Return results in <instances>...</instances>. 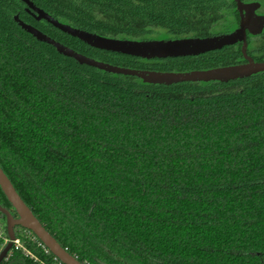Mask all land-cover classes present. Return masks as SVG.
<instances>
[{"label": "trees", "instance_id": "1", "mask_svg": "<svg viewBox=\"0 0 264 264\" xmlns=\"http://www.w3.org/2000/svg\"><path fill=\"white\" fill-rule=\"evenodd\" d=\"M59 22L131 40L208 37L234 0H30ZM244 1V0H242ZM259 12L264 15V0ZM0 0V168L85 264H264V71L228 82L146 83L60 54L15 20L98 61L186 72L243 63L241 43L143 59L87 45ZM264 60V30L247 37ZM0 206L17 216L2 189ZM0 264H62L29 230ZM9 242L0 212V252Z\"/></svg>", "mask_w": 264, "mask_h": 264}, {"label": "water", "instance_id": "2", "mask_svg": "<svg viewBox=\"0 0 264 264\" xmlns=\"http://www.w3.org/2000/svg\"><path fill=\"white\" fill-rule=\"evenodd\" d=\"M21 1L26 4V10L29 13H32L37 20H45L62 32L72 37H76L87 45L97 49L149 60L197 56L210 51L220 50L225 46L234 45L240 42L242 44L241 50L245 60L244 63L186 72H161L120 67L83 55L52 39L36 27L21 21L18 17L15 18L24 30L34 36L37 40L55 47L60 54L71 57L80 64L93 66L107 72L133 75L142 79L146 83L171 85L181 82H228L239 78L250 77L255 73L264 71V60L256 61L247 53V35H259L264 30V15L256 12L260 7V3L257 1L246 3L242 0H234L239 13V24L235 30L229 33L203 38L189 37L148 40L102 37L95 33L74 28L70 25L59 22L57 19H54L51 15L34 5L30 0ZM0 188L17 214V216H14L8 209L0 206V212L6 218L7 232L9 235V242L0 252V263L6 257L7 252L13 245L15 240L14 228L20 226L31 231L62 264H85L71 255L45 229L30 208L20 198L1 168Z\"/></svg>", "mask_w": 264, "mask_h": 264}, {"label": "flooded vegetation", "instance_id": "3", "mask_svg": "<svg viewBox=\"0 0 264 264\" xmlns=\"http://www.w3.org/2000/svg\"><path fill=\"white\" fill-rule=\"evenodd\" d=\"M243 2H245V1H243ZM248 2H251V0H249ZM248 2H246V3H248ZM258 10H259V8L256 10V12H257L258 14H261ZM248 35H251V34H248ZM248 35H247V37H248ZM252 36H256V35H252ZM238 43H240V42H238ZM249 56H250V55H249ZM244 62H245V61H244ZM244 62H243V63H244Z\"/></svg>", "mask_w": 264, "mask_h": 264}, {"label": "built area", "instance_id": "4", "mask_svg": "<svg viewBox=\"0 0 264 264\" xmlns=\"http://www.w3.org/2000/svg\"><path fill=\"white\" fill-rule=\"evenodd\" d=\"M15 243L19 244V241L17 239L14 240Z\"/></svg>", "mask_w": 264, "mask_h": 264}, {"label": "rangeland", "instance_id": "5", "mask_svg": "<svg viewBox=\"0 0 264 264\" xmlns=\"http://www.w3.org/2000/svg\"><path fill=\"white\" fill-rule=\"evenodd\" d=\"M245 2H248L249 0H244Z\"/></svg>", "mask_w": 264, "mask_h": 264}]
</instances>
